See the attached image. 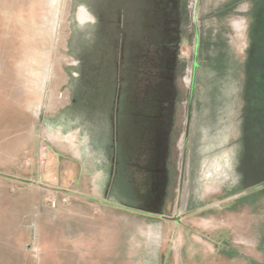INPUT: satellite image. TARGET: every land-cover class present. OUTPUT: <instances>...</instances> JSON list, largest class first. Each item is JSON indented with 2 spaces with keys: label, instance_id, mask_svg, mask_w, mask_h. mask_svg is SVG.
Listing matches in <instances>:
<instances>
[{
  "label": "rangeland",
  "instance_id": "1",
  "mask_svg": "<svg viewBox=\"0 0 264 264\" xmlns=\"http://www.w3.org/2000/svg\"><path fill=\"white\" fill-rule=\"evenodd\" d=\"M14 131L36 168L105 145L146 263L264 264V0H0L2 165Z\"/></svg>",
  "mask_w": 264,
  "mask_h": 264
},
{
  "label": "crops",
  "instance_id": "2",
  "mask_svg": "<svg viewBox=\"0 0 264 264\" xmlns=\"http://www.w3.org/2000/svg\"><path fill=\"white\" fill-rule=\"evenodd\" d=\"M13 134L16 146L8 165L0 164V252L25 250L34 233L43 251L60 252L58 262L44 259L41 264H154L146 263L139 253H130V230L124 226L128 209L114 203L126 193L120 178L112 183V164L105 145L90 144L80 154L74 145L63 147L56 164L52 159L51 164L36 168L32 136L19 131ZM70 151L74 152L73 160ZM84 161H90L89 165ZM35 178L59 188L57 209L47 207V190L36 187ZM63 198L68 199L67 205L59 204ZM138 233V229L133 232ZM158 254L161 264V252ZM7 256L0 264H34L33 260L22 262L12 254Z\"/></svg>",
  "mask_w": 264,
  "mask_h": 264
},
{
  "label": "flooded vegetation",
  "instance_id": "3",
  "mask_svg": "<svg viewBox=\"0 0 264 264\" xmlns=\"http://www.w3.org/2000/svg\"><path fill=\"white\" fill-rule=\"evenodd\" d=\"M158 120H159V122L161 121L159 118H158ZM112 141L114 143V140H112ZM111 164H112V181H113L112 183L115 184L119 180V178H121L123 176L120 173L121 172V170H120L121 166H119L118 161L116 160V158L112 157ZM155 176H157V174L153 175V177H155ZM155 182H157V180ZM153 184H154V182L152 183V186H153L152 187V191H149L150 194L151 193L154 194L155 190H158V187H159V184L156 185V186L153 185ZM154 196H155V194H154Z\"/></svg>",
  "mask_w": 264,
  "mask_h": 264
},
{
  "label": "built area",
  "instance_id": "4",
  "mask_svg": "<svg viewBox=\"0 0 264 264\" xmlns=\"http://www.w3.org/2000/svg\"><path fill=\"white\" fill-rule=\"evenodd\" d=\"M50 203H51V206L52 207H55L56 206V202L55 201H51Z\"/></svg>",
  "mask_w": 264,
  "mask_h": 264
}]
</instances>
